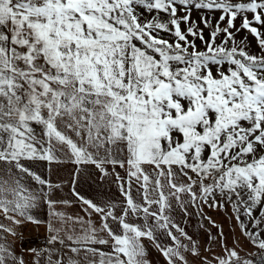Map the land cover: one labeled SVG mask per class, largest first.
<instances>
[{"label":"snow or ice","instance_id":"snow-or-ice-1","mask_svg":"<svg viewBox=\"0 0 264 264\" xmlns=\"http://www.w3.org/2000/svg\"><path fill=\"white\" fill-rule=\"evenodd\" d=\"M180 6L185 14L178 16ZM192 9L221 14L214 24L207 15L197 23ZM145 10L157 15L147 18ZM204 28L211 29L208 39ZM261 29L264 0H0V212L15 226L40 223L29 213L52 185L26 162L52 164L62 154L76 165H95L105 177L111 174L105 165L126 168V179L115 173L126 206L117 215L114 205L81 198L101 214L112 254L89 246L109 243L90 227L67 237L77 245H66L74 256L53 261L49 253L48 264H149L141 240L155 241L157 229L176 245L160 249L167 264H187L171 229L191 238L166 215L170 197L183 206L181 193L205 203L218 194L258 250L248 259L225 248L216 264H264V229L248 231L241 219L246 215L254 228L264 224ZM245 30L260 55L246 50L247 37L237 40ZM26 178L41 188L29 190ZM133 183L142 203L132 195ZM210 206L224 205L214 199ZM49 231V243H65L51 225ZM0 232L6 233L0 264H25L8 242L16 230L0 224ZM188 250L199 254L195 246Z\"/></svg>","mask_w":264,"mask_h":264},{"label":"rangeland","instance_id":"rangeland-1","mask_svg":"<svg viewBox=\"0 0 264 264\" xmlns=\"http://www.w3.org/2000/svg\"><path fill=\"white\" fill-rule=\"evenodd\" d=\"M184 14H185V12L183 10V6H180V10L178 11V16L184 15ZM220 14L221 13L219 11L209 12L208 10H196V9H192V11H191L192 20L196 21L197 23H199V20H200L201 16L207 15L212 20V22L214 24L215 21L218 20ZM143 15L145 17H147V18H150L151 16L157 15V14L156 13H148L145 10L143 12ZM158 16L161 19L165 20V22H166V19H167V14L166 13H159ZM236 23H237V27H239V20H237ZM186 27H187L186 24H184V23L181 24L182 30H186ZM200 27L203 28V24H200ZM257 27H259V26H257ZM261 30L264 31V29H261ZM210 31H211V29L204 28L205 39H208ZM158 35L163 36L164 38L168 39L170 42L175 40V37L172 36L171 33L160 32V33H158ZM242 37H247V41H246V43L248 45V47L246 49L247 51H249L251 54H255V55H260L261 54L260 53V49H259V47H258V45L256 43L255 38L252 37L249 33H247L246 30L237 34V40H240ZM189 40L193 41L200 50H204L205 45H204V43L202 41H200L196 37H191V36L189 37ZM217 43H220V38L219 37L217 38ZM225 67H228V66L225 65ZM73 138L75 139V137H73ZM60 161L63 164H65V163H71L72 164L71 160L68 157L63 156L62 154L60 156ZM26 163L31 167V169L35 167V162H26ZM71 164H70L68 170H73L74 169V166L71 165ZM94 166L95 165H93V164L85 165L86 171L90 173L83 180L85 183H90L89 185L87 184V186H93L94 185L96 188H99L100 185L102 186L104 184L103 181L106 182V183L115 182V173H117L116 170L113 172L112 171V167L111 168H107L106 167L108 170L111 171L112 176L111 177H109V176L105 177V176H103L100 173L99 169H97ZM90 168H92V169L90 170ZM93 169L96 170V171L94 172ZM71 173L75 174V171L71 172ZM94 176H97V177H94ZM59 187H61V184H59V183L54 185L53 191H54L55 197H57V194L55 193V190H57ZM92 190L95 191V188H92ZM81 191H83V190H81ZM82 194L85 195L84 192H82ZM60 195L61 196L65 195V198H68L66 193L65 194L61 193ZM180 197H181V200H184L187 203H195V202H192L191 197L188 194H186V193H181ZM76 198H79V197L76 196ZM214 199H215V201L223 204L224 206L223 207L210 206V205H212ZM138 201H139V199L137 200V203H140ZM201 203L202 204H207L208 207H209V210L206 208V206L199 205L201 207V210H206L207 211V214H206V216L200 215V218H199V216H196L197 224H198L197 227L200 229L199 230V234H201V238H204L203 241L199 240L200 241L199 242L200 245H199V247L197 246L198 247L197 251L199 253L198 255H193L192 252L190 250H188V249H191L192 247L189 245L188 242H185V240H183V239H185V237L182 236L181 233L178 232L175 228H172L174 235L177 236L178 239H181V241H182L181 244L185 246V247L179 249V251L184 256V259L187 261V264H202V262H204L205 260L211 261V260H209V257H210L209 254L218 255V254L221 253L222 249H223L222 252H224L225 248H227V249H235L242 258H248V259L253 258L250 255V253H256L258 250L255 249L252 246V244L249 241V239L247 238V236L242 233L240 224L238 223V221L235 218L236 213L234 212V210L232 208V205L230 203H226L223 200V198H221L218 194L215 197H208L207 198V203H205L204 200L201 199ZM194 206H197V204H195ZM212 209L215 210V212L218 211V210L219 211H224V212H216V213H214V211H212ZM54 210L55 209L53 208V210H52V218H51L53 226L56 224L57 219L59 218L58 215H60L57 212H54ZM116 211H117V213H120L119 210H116ZM254 214L257 217H259V212L258 211L256 213H254ZM207 216L208 217H214V218L209 220V219H207L208 218ZM65 217H68L69 220L72 221V222H75V219H77V221H78V218L73 219L72 216H65ZM241 219L245 222V225L247 226L248 231H261V229H264V224H262L259 228H254L252 222L249 221V218L246 215H241ZM203 221L205 222V224L207 226L206 230H205L204 225H202ZM223 221H224V223L222 224L223 225L222 226L223 229L221 227V231H222L223 235H222V237H220L219 235H216V234L213 233V222L221 223ZM67 223H69V222L67 221ZM67 227H68V229L66 228L65 229L66 231L71 229V227H69V226H67ZM54 229H56V226H54ZM81 230L83 232L82 228H81ZM205 231L208 232V233L206 234ZM159 232H161V230L158 229V232H155V233L158 234ZM63 233L65 235L64 238H67L68 236H72V234L69 233V232H63ZM155 233H154V235H155ZM81 235H83V233H80V236ZM33 236L34 237H32L31 239H27L25 242H23V246L22 247H24V249H25V247L27 249H30V247L32 246L31 242H33V240L35 238H37V237H41V238H44L47 241H49V239H48V237H47V235L45 233H40V234H37L36 236L35 235H33ZM261 238H264V231L261 232ZM141 243L145 247L146 259L149 261V264H167V260H166V258L164 257V255L162 254V252L160 250L161 248H157V246H156L157 242L152 241V240H148V239H142ZM205 243L206 244L210 243V244L205 246L206 245ZM232 244H233L234 247L231 246ZM48 246H49V242H48ZM51 249H52L53 252H56L54 254L58 255L60 252H62L64 249H67V248L60 247V246L56 245V242H55L51 246ZM40 253H41V256H42V254H44L45 251H42ZM256 258L258 259V257H256ZM46 259H48V255H47ZM176 264H183V261L177 260ZM211 264H216V262H213V263L211 262Z\"/></svg>","mask_w":264,"mask_h":264},{"label":"crops","instance_id":"crops-1","mask_svg":"<svg viewBox=\"0 0 264 264\" xmlns=\"http://www.w3.org/2000/svg\"><path fill=\"white\" fill-rule=\"evenodd\" d=\"M48 164L49 163L47 161H37L35 162V167L32 168V171H34L37 175H40L43 179L48 181V178H47ZM105 167L111 168L112 166L105 165ZM91 169L92 168H90V170ZM117 169H120L121 171L126 173V168L117 167L115 170ZM93 171L95 172L96 170L93 169ZM109 172L111 173L110 170ZM89 174H90L89 172H86L87 176ZM109 176L111 177L112 174H110ZM23 183L26 186H28L29 190L33 192H36L37 190L41 188L40 185L36 184L35 181L31 180L30 178H26L23 181ZM87 184L89 185V183H85V182L83 183L81 187V190L83 191L78 190V193H77L78 195L76 194V196H78L79 198H76L75 191L72 192V190H70L69 188H64V184L61 185V187H59L57 190H55L57 197H55V194L53 191L54 185L51 184L52 185L51 190H49L47 185H45L43 188V192L48 194L47 198H42L38 202L37 207L31 209L29 213L36 220L40 221V223L38 224L31 223V222H25L22 225L15 226L11 224V222L3 215L2 212H0V224H3L5 227H13L17 232L16 238L10 235L7 238H8V242L13 247L15 253L24 259L25 264H36L37 259H39L40 264H48V259H46V257L49 253H51L53 261H55L58 258H62L66 262L69 259V257L74 256V254L69 251V247H66V245L72 246V247H75L77 245L72 244L71 241H69L67 238H64L65 235L63 232H69L72 234L73 237H79L80 233L84 234L90 227H95L97 238L107 239L109 240V243L107 245L95 244V245H89V246L95 247L99 251H102L108 255L112 254L111 239L108 237L106 232L100 230L101 229V214H97L93 212L91 209L87 207V205L82 204L83 202L81 198L88 199L98 204L101 207H105L102 204V201H104V203H107V205H113V204H116L117 202H113L109 199L101 200V185L99 188H96L94 185L87 186ZM91 188H95V191H92ZM82 192H84L85 195H83ZM61 193L62 194L66 193L68 198H65V195L61 196L60 195ZM48 199L55 201V203L49 206V204L47 203ZM125 206L126 205L124 202L122 204V207H125ZM53 208L55 209L54 212H57L58 214H60L58 215L59 218L57 219V222L54 225L56 226V229H54L53 223L51 221ZM116 214L119 215L120 213H116ZM65 216H72L73 219L78 218V221L77 219H75V222H72L69 220L68 217H65ZM133 219L134 217L132 216L129 217L130 222H133ZM67 221L69 223H67ZM109 223L114 229H117V225L115 222H112L111 220H109ZM49 225H51L52 228L56 232H58L60 237L64 239L65 241L63 245L60 244L59 241H57L56 245L63 247V248H67V249H64L62 252H60L57 255V254H54L56 252H53L51 249V246L54 243H49V246L47 250L45 251V253L42 254V256L40 255L39 258H37L36 256L33 255L30 249H27L26 247L24 249V247H22L23 242H25L27 239H31L32 237H34L33 235L36 236L37 234H40V233H45L49 239L50 236L53 234L49 231ZM67 226L71 227V229H69L68 231L65 230L66 228L68 229ZM81 228L83 229V232ZM5 235L6 233L0 232V239H2ZM96 259L98 260L99 256H97Z\"/></svg>","mask_w":264,"mask_h":264},{"label":"trees","instance_id":"trees-1","mask_svg":"<svg viewBox=\"0 0 264 264\" xmlns=\"http://www.w3.org/2000/svg\"><path fill=\"white\" fill-rule=\"evenodd\" d=\"M70 164L71 163L63 164L61 161L56 162V163H52V164H48V173H47L48 176H47V178H48V182L53 184V185H55L57 183H59L61 185L64 184V188L68 187L70 190H72V192L75 191V196H76V193H78V190H81V187H82L81 185L84 183L83 180L87 177V175H86L87 171L85 169V165H76L73 163L71 165L74 166V169L68 170ZM74 171H75V174L71 173ZM116 172L119 173L121 176L125 177V179H126V173L125 172L121 171L120 169H117ZM95 177H97V176H95ZM103 183L104 184L101 186V200L109 199L113 202H117L116 204H113L115 206V212L117 213L116 210H119V212H120L121 208H123L122 204L125 202V198L120 191L119 182L115 180V182L106 183L103 181ZM92 191H94V190H92ZM131 192H132V195H133L134 199L136 200V202L139 199L138 202L142 203V195H141L142 189H140L138 187V185L133 183ZM181 201L183 202V206H181L180 202H177L174 198L170 197V203L172 204V207L170 210H168L166 212V215L169 217L171 223L178 225L179 228L182 229L183 232L187 234V237L191 238V239H188L185 237V239H183V240H185V242H188L191 247H193V245H194L197 249L200 245L199 242L201 240L203 241L204 238H201V234H199L200 229L197 227L198 224H197L196 216H199V218H200V215L206 216V214H207V211L201 210V207L199 205L206 206V208L208 210H209V207L207 204H202L201 199H198L195 203H187L184 200H181ZM102 204L104 206L107 205V203H104V201H102ZM195 204H197V206H194ZM156 207H157L156 205H153L154 209ZM212 211H214V213L224 212V211H219V210L215 212V210H213V209H212ZM212 218H214V217H208L207 219L211 220ZM133 222L137 223V224H143L144 223L143 219H138L137 217H134ZM223 223H224V221L221 223H218V222L213 223V233L216 235H219L220 237H222V235H223V233L221 235V232H222L221 227L223 226L222 225ZM202 225H204L205 230H206L207 226H206L204 221L202 222ZM222 229H223V227H222ZM159 230H161V232L158 233L159 235L155 233V242H157V244H159L160 248L167 249L169 247H175L176 245L172 241L171 237L168 236L167 230H162V229H159ZM171 231L173 232L172 229H171ZM155 232H158V229ZM207 233L208 232H206V234ZM179 242L180 243L182 242L181 239H179ZM209 244H206L205 246H207ZM231 246H233V244ZM222 251H223V249L221 250V253L218 255L209 254L210 255L209 260H211V262L213 263V262H216V260H215L216 257L225 256L226 255L225 251L224 252H222Z\"/></svg>","mask_w":264,"mask_h":264},{"label":"built area","instance_id":"built-area-1","mask_svg":"<svg viewBox=\"0 0 264 264\" xmlns=\"http://www.w3.org/2000/svg\"><path fill=\"white\" fill-rule=\"evenodd\" d=\"M31 244L30 249H37L39 252L46 251L48 247V241L41 237L35 238Z\"/></svg>","mask_w":264,"mask_h":264},{"label":"bare ground","instance_id":"bare-ground-1","mask_svg":"<svg viewBox=\"0 0 264 264\" xmlns=\"http://www.w3.org/2000/svg\"><path fill=\"white\" fill-rule=\"evenodd\" d=\"M47 250V249H46Z\"/></svg>","mask_w":264,"mask_h":264}]
</instances>
